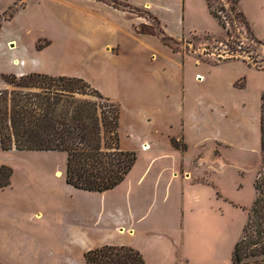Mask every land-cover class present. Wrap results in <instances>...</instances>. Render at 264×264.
Listing matches in <instances>:
<instances>
[{"label":"rangeland","instance_id":"rangeland-1","mask_svg":"<svg viewBox=\"0 0 264 264\" xmlns=\"http://www.w3.org/2000/svg\"><path fill=\"white\" fill-rule=\"evenodd\" d=\"M209 1L211 9L225 23L229 36L217 19L207 11L206 0H128L132 10L116 1H109V4L132 14L125 18L113 15L112 20L122 30L131 31L134 40L118 29L115 33L103 34L108 35V38L116 35L118 39L129 40L133 45L136 44L135 41L143 40L160 49L164 48L162 31L176 41L171 48L177 53L171 57L177 63L158 56L157 63L156 60H145L143 67L152 73L160 72V67H164L167 75H176L182 98L180 110L152 111L144 123V120L134 117L133 111L128 107L123 109L122 128L119 129L122 146L137 155V161L128 176L131 175L130 182L137 180L158 156L167 157L153 162L149 168L151 172L170 164L172 159L179 162L182 156L189 160L199 154L204 156L206 162L205 155L213 151L215 156H211L215 162L209 163L210 156L207 162L209 165H205L210 179L220 193L239 200L241 204L235 207L215 203L211 212L207 211L206 215L199 216L202 220H199L195 236L198 239L210 236L216 243L214 247L220 249L225 264H232L235 245L242 238L249 211L256 198L253 185L261 167L260 107L261 96L264 94V47L253 41L237 15L241 11L239 6H234L232 0ZM27 3L28 0H21L7 11L12 3L0 0V90H12V87L5 84L3 75L15 74L20 63L45 64L62 51L58 41L52 47L36 53L35 40L45 35L54 36L58 32L65 37L68 34L66 24L70 18L63 11L49 9L47 4L50 2L47 0H37L31 7L21 10ZM10 15V21H2ZM254 32L258 39L264 41V23L256 25ZM137 36L139 37L135 40ZM46 44V40H40L37 47L41 49ZM132 48V53L138 52L137 47ZM93 52L94 46L86 50L76 44V48L69 54V72L89 75L91 58H95L94 55L91 56ZM53 68L57 72V67ZM172 124L174 127L170 128ZM185 130L190 131L187 138ZM168 134L179 136L177 142L181 143L183 139L184 144L178 143L179 148L175 147L169 141ZM143 138L151 145L147 150L141 148L140 139ZM196 143H200L201 147L193 146ZM217 155L221 156L220 159L216 158ZM1 166L12 168L14 175L11 178V194L0 196V211L7 210L8 226H22L26 234L24 237H29V240L40 245L43 251L34 249L28 252L21 246H15L13 242V245L8 242L6 247L0 243V264H52L60 260L67 262L66 254L57 255L55 259L45 251L44 243H39L46 240L44 232L34 237L36 229L46 231L53 222L60 227L64 223L61 217L63 214L65 219H72L80 209L81 200L78 196L72 197V190L62 189L63 182L54 178L56 170L66 172L67 154L14 149L4 151L0 146ZM104 195L102 200L95 198V202L101 203L103 208L100 222L102 238L112 242L123 241L120 237L124 235L119 233L120 227L114 224V215L110 211L111 200L108 194ZM39 211L43 214V221L42 218L33 221L31 215ZM180 212L178 205L173 210L172 217L181 218ZM169 218L171 219L170 215ZM84 219H87V211L84 212ZM69 223L72 225L74 222L71 220ZM85 224L89 229L88 225L91 223L86 220ZM162 224L158 228L167 230L168 226ZM169 229L174 230V226ZM165 233L169 236L168 231ZM173 235L178 238L177 231ZM40 236L45 238L40 240ZM153 241H157L158 248L154 246L147 249V243L144 245L142 255L145 264H158L159 257L173 261V255L178 251L171 240L157 236L150 241L152 245ZM19 244L23 242L20 241ZM68 255L71 264H86L81 259L78 261L76 256L74 258L71 252Z\"/></svg>","mask_w":264,"mask_h":264},{"label":"crops","instance_id":"crops-1","mask_svg":"<svg viewBox=\"0 0 264 264\" xmlns=\"http://www.w3.org/2000/svg\"><path fill=\"white\" fill-rule=\"evenodd\" d=\"M19 1L21 0H9V4H12L9 5L7 11ZM36 1L28 0V3L20 9L25 10ZM47 1L50 2L47 4L49 9L53 11L55 9L61 10L64 15L66 14L70 18L66 24L68 27L66 32L68 34L65 37L63 33L61 35L58 32L54 36L45 35L38 38L35 40V52L50 48L58 41L61 44L62 51L45 64L28 65L26 62H22L20 63L19 70L12 75L21 77L31 73H39L53 77L63 76L83 79L104 97L119 105L121 114L120 128H122L123 109L126 107L133 111L134 117L144 120V123L151 116L152 111L180 110L182 98L180 97V86L177 84L176 75H167L164 67H160V72L153 73L145 70L143 67L145 60H156L158 56L177 63L175 58L171 57L174 53H177V51L172 50L171 44L168 45L161 42L164 48L160 49L150 46L143 40L135 41L136 44L133 45L132 43L130 44L131 41H122L120 38L115 37L116 35L108 38V35L103 34V32L107 34L115 33V30L118 29L123 34L127 33L134 40V35L131 31L122 30L112 20L113 15L125 18L129 17V14H132L123 8L109 4V1H116L119 5H126V8H130L132 6L127 3L128 0H125V2L122 0ZM50 4L55 6H50ZM206 8L209 12L207 4ZM239 8L246 16L253 31L256 25L264 23V0H241ZM10 20L4 19L2 21ZM91 26H93V29ZM137 33L140 35L138 31ZM162 35L163 37H169L165 31H162ZM151 37L157 38V36ZM40 40H46L47 44L38 50L37 45ZM79 43L81 44L79 45ZM76 44L86 50L94 46V52L91 53V56L94 55L95 58H91L92 66L89 68V75L69 72V54L76 48ZM134 46L137 47L138 52L136 53L131 52ZM180 53L183 54L182 52ZM54 66L57 67V72H55ZM173 127L174 124L170 128ZM185 135L187 138L190 135V131L185 130ZM176 137L177 140L175 139ZM119 139V145L122 150L134 152L122 146L123 142L120 131ZM168 139L172 144V139L177 142L179 136L168 134ZM181 143H183V139H181ZM140 145L141 148L151 146L148 140H144V138L140 139ZM193 146L201 147V144L196 143ZM211 154L215 156L213 151L205 155L207 157L206 162L204 156L201 157L199 154L194 155L189 160L185 156H182L179 162L176 159H172L173 161L170 164L162 165L159 167V170L151 172L149 168L153 162H157L156 160L159 158L167 157L165 155L158 156L152 160L150 166L141 173L137 180L130 182L131 175H129L117 187L102 193L76 189L66 182V172L56 170L54 178L63 182L64 187L62 188L61 186L62 189L72 190V197L78 196V199L81 200V206L72 219L70 217L65 219V215L63 214L61 217H63L62 221L64 223L60 227L56 226L53 222L46 231L42 230L40 232L36 229L34 237L42 235L44 232L46 240L39 241V243H44L45 251L49 252L53 258L56 257L55 259H57V255H67L65 257L67 258V262L60 260L54 261L52 264H71L69 252L73 254L74 258L76 256L78 261L81 259L86 262L85 254L87 252L104 246L130 247L138 249L142 254L145 243H147V249L154 248V246L158 248L157 241H153V245L150 242L157 236L167 237L178 251L173 255V261L159 257L158 264H163V262L165 264H225L220 249L214 247L216 243L210 236L205 235L206 238L203 239H198L195 236L199 220H202L199 216L206 215L207 211L211 212L215 203L219 205L230 204L235 207L241 204L239 200L220 193L214 181L210 179L205 165L215 162ZM210 156L211 159L209 160L208 157L210 158ZM220 157V155H217L216 158L220 159ZM208 160L209 163L207 164ZM151 174L153 176H150ZM10 186L0 189V196L11 194L12 188ZM104 194H108L111 200L112 208H110V211L114 215V224L120 227L119 233L124 235V237H120L123 241L112 242L107 239L103 240L102 238L100 222L103 208L101 203L95 202V198L102 200V196H105ZM178 205L181 211V218L172 217L173 210ZM164 210L166 211L164 212ZM86 211L87 219H84V212ZM31 217L33 221H39L41 218V221H43L41 211L31 215ZM0 219V243L4 247L7 246L8 242L9 244L13 242L15 246H21L28 252L34 249L43 251L40 245L29 240V237H24L26 234L23 232L22 226L20 228H13L7 225L6 220L9 221L7 219V210L2 209L0 211ZM71 220L74 222L72 225L69 223ZM86 220H88V223H91V225H88L89 229L86 228ZM161 222L168 226L167 230H164L168 231L169 236H167L164 230L158 228L161 227L159 226L160 224L163 225ZM172 226H174V230L169 229ZM176 231L178 238L173 235ZM44 238L40 236V240ZM20 241L23 244H19ZM156 243L157 245H155ZM161 247L160 244L159 248ZM161 260H163L162 263Z\"/></svg>","mask_w":264,"mask_h":264},{"label":"trees","instance_id":"trees-1","mask_svg":"<svg viewBox=\"0 0 264 264\" xmlns=\"http://www.w3.org/2000/svg\"><path fill=\"white\" fill-rule=\"evenodd\" d=\"M241 0H232L239 6ZM210 14L230 35L225 23L206 0ZM255 43L242 11L237 12ZM10 15L5 20H10ZM164 37V43H175ZM40 50L39 47H37ZM251 67L250 63H247ZM11 91L0 90V146L2 150L65 152L66 182L87 192H106L121 184L137 161L135 152L119 145L120 107L80 78L31 73L3 75ZM173 145L179 144L172 139ZM184 148V147H183ZM261 167L254 181L256 198L242 238L235 245L232 264H264V94L260 107ZM12 168L0 167V189L11 185ZM87 264H145L140 251L104 246L85 254Z\"/></svg>","mask_w":264,"mask_h":264},{"label":"bare ground","instance_id":"bare-ground-1","mask_svg":"<svg viewBox=\"0 0 264 264\" xmlns=\"http://www.w3.org/2000/svg\"><path fill=\"white\" fill-rule=\"evenodd\" d=\"M147 145V144H146ZM148 149V147H144V150H147Z\"/></svg>","mask_w":264,"mask_h":264}]
</instances>
